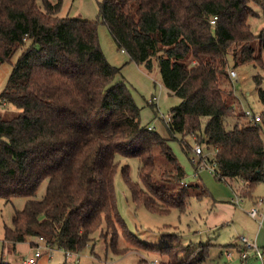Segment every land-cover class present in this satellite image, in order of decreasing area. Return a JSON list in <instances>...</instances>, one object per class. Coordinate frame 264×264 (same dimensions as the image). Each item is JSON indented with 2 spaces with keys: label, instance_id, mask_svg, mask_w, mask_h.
<instances>
[{
  "label": "trees",
  "instance_id": "16d2710c",
  "mask_svg": "<svg viewBox=\"0 0 264 264\" xmlns=\"http://www.w3.org/2000/svg\"><path fill=\"white\" fill-rule=\"evenodd\" d=\"M62 2L0 0V65L21 51L0 94L2 105L19 110L12 119L0 115V198L26 199L3 231L12 250L28 240L30 247H38L42 238L47 250L80 253L103 226L115 232L118 224L117 235L123 232L113 183L119 156L139 161L140 184L130 180L127 166L121 171L134 202L150 212L182 210L191 196L188 186L173 194L153 180L151 153L159 146L175 166L168 143L178 141L188 155L192 148L185 137L214 151L208 165L218 180L245 183L242 197L264 182L263 114L259 123L227 126L235 102L228 57L234 68L254 64L264 70V41L260 39L256 54L248 22L251 3L264 17V0L98 3V16L117 49L149 72L156 63L162 85L180 99L165 124L166 144L141 126L140 108L126 83L115 81L119 69L107 62L99 46L97 22L58 18ZM253 78L264 105L259 77ZM182 176L177 171L171 179L181 184ZM45 180L44 196L31 199ZM166 253L168 260L160 264H191ZM0 264L9 262L1 258Z\"/></svg>",
  "mask_w": 264,
  "mask_h": 264
},
{
  "label": "rangeland",
  "instance_id": "374dc122",
  "mask_svg": "<svg viewBox=\"0 0 264 264\" xmlns=\"http://www.w3.org/2000/svg\"><path fill=\"white\" fill-rule=\"evenodd\" d=\"M42 0H38L41 5ZM55 2V0H49ZM102 0H63L58 18L72 17L97 22L98 42L107 62L118 68L119 73L115 81L122 80L126 83L128 91L140 108V123L142 127L153 128L154 132L161 136L163 144L168 143V133L165 128L171 108L180 103V99L169 93L162 85L159 70L154 63L149 72L143 65H137L128 60L127 55L118 50L108 30L98 16V3ZM249 7L253 15L248 22L255 35L253 41L255 53L259 52V41H264V17L262 9L251 3ZM21 51H17L10 63L0 65V94L6 88L12 66L16 63ZM264 59V49L262 51ZM229 70H234L237 77L230 81L234 90V113L230 114L227 126L249 124L244 117V111L251 110L254 114H263L264 105L259 100L258 87L254 76L258 75L260 88L264 90V70L255 67L254 64H244L233 67L232 58L228 57ZM158 97L157 108L148 103L151 98ZM19 113L12 105L0 103V115L8 120ZM264 121V117H263ZM180 141L181 137H177ZM193 148L201 145L193 137L182 138ZM175 157L176 165L170 163L161 153L159 146L152 149V159L155 163L153 180L175 193L178 188L188 186L190 199L182 210L169 209L167 212H150L142 205L134 202L130 196L128 187L122 178V168L128 167V174L133 183H139V161L134 157H118V167L114 175L115 200L118 217L124 223L125 230H108L103 226L94 234V240L80 253H71L66 256L63 250H47L45 243L36 242L38 247H30L29 242L18 243L15 251L4 242L3 231L5 227H11V220L16 211L23 208L26 199L14 197L10 202L0 198V259L9 264H23L27 258L33 257L35 251L44 253L37 264H140L143 260L146 264H160L168 260L166 251L173 253L177 261L191 264H260L258 259L250 258L243 262L240 255L234 250L235 244L241 237L254 241L259 234L256 245L264 248V221L259 224L258 217H252L250 212L257 207L258 201L264 199V182L253 186L249 196L242 197V190L247 186L238 180H218L213 169L209 165L192 163L204 158L196 157L191 152L186 155L178 141L168 143ZM204 155L211 158L213 151L206 149ZM180 171L181 184L173 182L171 176ZM165 176L162 178V176ZM140 184V183H139ZM47 181H43L37 188L34 200H40L46 191ZM206 191L203 195V191ZM203 197L197 199V195ZM38 248V249H37ZM125 250V251H123ZM228 251L232 256H228ZM3 254V255H2ZM243 263H242V262Z\"/></svg>",
  "mask_w": 264,
  "mask_h": 264
},
{
  "label": "built area",
  "instance_id": "2783aa9c",
  "mask_svg": "<svg viewBox=\"0 0 264 264\" xmlns=\"http://www.w3.org/2000/svg\"><path fill=\"white\" fill-rule=\"evenodd\" d=\"M216 20V17H213L212 20H211V24H214ZM237 75L235 73L234 70H230L229 71V79L231 82H234L235 79H236ZM157 99H150L148 101L149 104H152V103H155ZM244 116L246 119H248L249 121H251L252 123H259L262 121V116L261 114L257 115V114H254L251 110H246L244 111ZM170 116L168 117L167 119V122L168 123L170 121ZM149 131H152L154 130L153 128L151 127H148L147 128ZM203 148L201 147V145H195L193 148H192V151L194 153V155L196 157H202L204 158L203 162L204 164L202 163V161L200 162L202 165H208V161L210 158H208V156L202 154L203 153ZM214 155V153H213ZM192 163H198L199 162H196V159L192 158ZM210 169L212 170L213 167L210 166ZM264 207V199L258 201L257 203V207L255 209H253L251 212H250V215L252 217H258L259 219V223L262 222V219L264 217V211H263V208ZM39 242H44L42 238H39L38 239ZM239 245L240 247L238 248V252H239V255H240V258L241 260L243 261H246L250 256L258 259L260 261L261 264H264V253L262 252V250L256 245V243L254 241H249L247 240L245 237H241L239 239ZM45 248V246H44ZM38 249V248H37ZM46 249V248H45ZM44 253H42L41 251L37 250L34 252L33 254V257H30V258H27L26 260L23 261V264H37V260L43 255ZM70 252L66 253V256H70ZM151 264H155V262L151 263Z\"/></svg>",
  "mask_w": 264,
  "mask_h": 264
},
{
  "label": "crops",
  "instance_id": "0c3cea01",
  "mask_svg": "<svg viewBox=\"0 0 264 264\" xmlns=\"http://www.w3.org/2000/svg\"><path fill=\"white\" fill-rule=\"evenodd\" d=\"M151 99H153V98H151ZM157 100L155 101V103H154V105H156L157 106V102H158V97L156 98ZM214 152V151H213ZM263 208V211H264V207H262ZM263 221H264V217H263V219H262V222L261 223H259L260 225L261 224H263ZM257 238L259 239L260 237H259V234H258V236L256 235L255 236V239H253L254 240V242L255 243H257L258 241H257ZM30 240H28V242H29ZM240 247V245H239V243L238 244H235V246L233 247L234 248V250L236 251V253H237V255H239V252H238V248ZM229 257L230 256H232V254L228 251V254H227ZM250 258H254V257H252V256H250L247 260H249ZM254 259H256V258H254ZM246 260V261H247ZM242 262V261H241ZM243 263V262H242ZM261 264V263H260Z\"/></svg>",
  "mask_w": 264,
  "mask_h": 264
}]
</instances>
